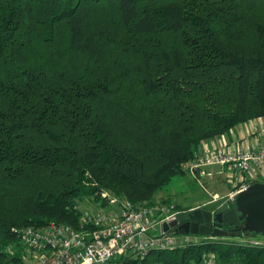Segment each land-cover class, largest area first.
Listing matches in <instances>:
<instances>
[{
	"label": "trees",
	"instance_id": "obj_1",
	"mask_svg": "<svg viewBox=\"0 0 264 264\" xmlns=\"http://www.w3.org/2000/svg\"><path fill=\"white\" fill-rule=\"evenodd\" d=\"M259 118L264 0H0V264H33L23 230L78 227L83 200L144 206L171 202L157 195L178 179L204 185L210 165H187ZM226 238L126 263L264 264V244Z\"/></svg>",
	"mask_w": 264,
	"mask_h": 264
},
{
	"label": "built area",
	"instance_id": "obj_2",
	"mask_svg": "<svg viewBox=\"0 0 264 264\" xmlns=\"http://www.w3.org/2000/svg\"><path fill=\"white\" fill-rule=\"evenodd\" d=\"M214 164L226 166L239 177V187L234 185L236 188L222 201L231 203L250 182L264 178V141L238 144L235 148L226 143L220 147L203 146L189 169L192 174L201 175L199 167ZM96 206L99 208L95 211L82 212L78 227L56 223L28 225L23 235L27 246L34 250L33 264H129L127 259L142 258L151 249H171L198 239L181 235L178 240L171 228L163 229L164 224L178 220L180 215L171 202L137 206L111 199L104 207ZM191 264L219 263L214 254H208Z\"/></svg>",
	"mask_w": 264,
	"mask_h": 264
},
{
	"label": "water",
	"instance_id": "obj_3",
	"mask_svg": "<svg viewBox=\"0 0 264 264\" xmlns=\"http://www.w3.org/2000/svg\"><path fill=\"white\" fill-rule=\"evenodd\" d=\"M224 225L234 227L226 230ZM173 226L177 233L212 237H240L243 232L264 234V182L251 183L236 194L233 203L221 202L214 209L196 208L187 212L184 222L172 221L164 224L163 229Z\"/></svg>",
	"mask_w": 264,
	"mask_h": 264
},
{
	"label": "rangeland",
	"instance_id": "obj_4",
	"mask_svg": "<svg viewBox=\"0 0 264 264\" xmlns=\"http://www.w3.org/2000/svg\"><path fill=\"white\" fill-rule=\"evenodd\" d=\"M210 166H217V164L210 165ZM187 170L189 172L188 165H187ZM231 174L232 172H228L227 178H231ZM262 179L263 178H260L259 181H262ZM190 180L191 178L187 177V178L178 179L176 181H173V183L171 184L170 190L166 193H159L157 197L158 198L166 197L168 194H170L172 197L171 202L178 205V207H181L183 210H187V211L188 210L192 211L196 208L214 209L224 200V197L227 196L229 192L233 191L236 187L238 188L240 185V183H238L236 187L230 188L229 183L227 179L225 178V176H223V178L220 179L219 182H216V184L213 187L210 184L206 183L204 179H203L204 185L202 186L194 182L192 183ZM214 190H217L220 193L221 192L223 193L225 192V193L224 194L219 193V194L212 195L211 193ZM207 198L209 199L204 201ZM87 201L88 199L79 202L78 207L80 208L81 212H86V210L95 211L97 210L96 208H99L95 204H93L92 200H90L89 202ZM233 201H231V203H233ZM182 217L184 218L185 216L182 215L180 217V220L183 219ZM249 233L251 234L248 235ZM249 233L244 232V234L240 237H227L226 239H232L234 241L235 240L236 241H250L252 243L258 242L260 244H264V234H259L255 232L254 233L249 232ZM178 234L182 236L190 235V234H182V233H178ZM198 236L199 235H194L195 238H197ZM218 238H224V237H218ZM177 239L179 240L178 237ZM193 262H197V261H193Z\"/></svg>",
	"mask_w": 264,
	"mask_h": 264
},
{
	"label": "crops",
	"instance_id": "obj_5",
	"mask_svg": "<svg viewBox=\"0 0 264 264\" xmlns=\"http://www.w3.org/2000/svg\"><path fill=\"white\" fill-rule=\"evenodd\" d=\"M255 140H258L260 142L264 141V118L255 119L253 121H250L249 123L239 124L234 129H232L227 135L220 138H215L204 146L220 147L223 143H226L228 146L235 148L238 144L252 145ZM228 172L229 171L225 170V167L210 166L206 169V174L203 179L206 181V183L210 184L213 187L216 182H219V180L222 179L223 176H225L229 183V187L232 188L234 187V185L238 184L239 177L238 175L236 176V173H233L231 174V178H227ZM241 177L242 174L240 175V178ZM263 179L262 181L264 182ZM219 193L220 192H218L217 190H214L211 194L215 195ZM209 198L205 199L204 201L208 200ZM181 216L182 215H179V218Z\"/></svg>",
	"mask_w": 264,
	"mask_h": 264
},
{
	"label": "bare ground",
	"instance_id": "obj_6",
	"mask_svg": "<svg viewBox=\"0 0 264 264\" xmlns=\"http://www.w3.org/2000/svg\"><path fill=\"white\" fill-rule=\"evenodd\" d=\"M194 162V161H193ZM189 167V166H188ZM185 168V167H184ZM187 168V167H186ZM189 169V168H188ZM187 172V171H186ZM249 184H251V183H249ZM180 215H181V212H180ZM186 215H187V213H186ZM183 218V217H182ZM177 221V224H179V223H182V222H184V220L182 221V222H180V218L178 217V220H176ZM169 228H171L170 230L171 231H173L174 233H176V234H178L176 231H175V226H173V227H169ZM249 233V232H248ZM182 234H190V235H198V234H192V233H182ZM251 233H249L248 235H250ZM186 237V236H185Z\"/></svg>",
	"mask_w": 264,
	"mask_h": 264
},
{
	"label": "flooded vegetation",
	"instance_id": "obj_7",
	"mask_svg": "<svg viewBox=\"0 0 264 264\" xmlns=\"http://www.w3.org/2000/svg\"><path fill=\"white\" fill-rule=\"evenodd\" d=\"M208 209H209V208H208ZM186 219H187V215H186L182 220H180V222H182L183 220L185 221ZM239 223H240V222H239ZM239 225H241V224H239ZM233 227H234L233 225H231V226L224 225V226H223V229H226V230H227V229H228V230H232ZM243 234H244V232H243ZM243 234H242V235H243Z\"/></svg>",
	"mask_w": 264,
	"mask_h": 264
}]
</instances>
